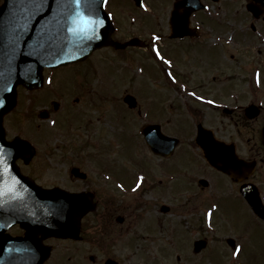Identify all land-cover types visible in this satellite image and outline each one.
Wrapping results in <instances>:
<instances>
[{
    "label": "flooded vegetation",
    "instance_id": "obj_1",
    "mask_svg": "<svg viewBox=\"0 0 264 264\" xmlns=\"http://www.w3.org/2000/svg\"><path fill=\"white\" fill-rule=\"evenodd\" d=\"M105 9L115 23L113 39L123 43L134 38L140 39L138 44L115 49V54L125 60H134V55L142 51L140 56L144 54L145 58L137 60L143 64H153L156 88L132 92L127 89L116 95L108 78L110 72L103 68L106 67V62L96 61L98 52L114 50L111 46L98 49L88 60L76 65L55 70L45 69V78L50 77L52 82L54 78H61H57L59 72L65 73L72 68L76 79V83L71 84L74 97L69 98L70 89L67 92L61 86L52 88L51 83L52 95L49 99L45 95L47 100L41 105L38 93L45 91L46 83L36 90L18 86L17 106L4 118L7 139L13 140L20 136L31 142L35 152L31 155L21 152L14 161L9 159L11 154H5L11 167L10 173H14L13 165L16 164L25 181L23 183V180L17 178V187H24L22 190L31 187L29 193L32 196L38 191L36 186L86 193L96 205L94 210L82 217L79 235L75 239L43 238L39 235L43 238L41 243L52 246L53 251L54 246L51 243L56 240L62 246L72 245V256L64 264H106L108 260H113L116 264H126L116 249L122 240L128 245L132 241L137 243L148 238L150 244L143 245L141 249L145 260L151 253L156 254L157 248L170 253L168 228V242L156 247L153 236L160 229L164 230L163 223L156 216L153 227L150 224L143 225L144 218L142 219L139 212L144 208L149 210L151 206V203H143L141 200L147 193L154 192L166 200L172 197V189L169 188L172 185L171 177L164 169L158 168V180L155 171L141 175L144 181L139 188L136 187L139 177L132 185L126 183L120 187L121 180L100 157L101 141L97 143L92 136L88 139L81 132H76L77 134L69 133L67 139L70 142L60 145L59 149L52 147L54 134L49 130V122L55 121L56 124L58 120L55 117L58 113L65 112L69 115V110L76 109L75 114L71 113L80 118L86 112V106H95L100 113L111 109L112 117H117L119 107H122L123 111H120L125 115L127 124L137 127L141 135L145 126H152L163 134L179 137L180 143L171 157L155 154L149 147L152 154L161 161L174 157L177 149L184 143L202 155L200 146L195 142L198 127L203 125L210 129L219 142L233 145L241 158L248 163H254L253 171L246 173V180L238 182L210 165L206 170L201 168L199 171L185 172L184 190H191L192 200L202 202L201 205L206 201L215 203L222 199L229 202L241 200L242 203L245 202L244 205L251 215L256 216L264 226V219L253 213L240 194L243 182L256 184L264 203V0H108ZM187 13L189 17L186 16ZM139 16H161L165 22L161 25H150L147 29L121 25L124 20L129 19L135 24ZM154 36H159L160 39L155 40ZM153 46L159 48L164 57L163 61L154 54ZM107 54L105 52L106 60ZM167 60L172 61L170 66L165 63ZM169 72L175 76V81L168 75ZM84 77L87 83L99 85H84L81 79ZM193 92L196 93L195 97L191 95ZM128 94L135 96L131 104L125 101ZM199 97H204V100ZM106 106L109 109L103 111L102 108ZM19 108L25 117L16 118V122L10 126L6 117L15 115ZM82 125L85 127V121ZM27 126H31L35 133L26 131ZM168 128H174L176 132H170ZM86 129L90 131V128ZM144 140L146 142L145 138ZM57 165L64 166L65 169L60 170ZM73 168H78V173ZM10 173L0 176V188L5 184L9 185L12 177ZM61 178L63 181L59 182ZM201 179H206L207 183L202 184ZM30 182L33 184L29 185ZM130 189L138 195L135 196L133 205H126L118 197L125 195V191ZM158 197L155 196L156 199ZM5 198H8L7 194L0 196V209L6 204L3 202ZM152 206H158V203H153ZM159 209L163 213H170L171 202L160 204ZM133 217L134 220H131ZM135 223L138 227L133 228ZM5 233L21 237L26 231L19 224H12ZM131 236L136 240L131 239ZM203 238L205 237L200 235L196 239ZM206 247L194 251L195 254L203 255ZM180 259L181 256L177 255L176 262L179 263L169 264H180Z\"/></svg>",
    "mask_w": 264,
    "mask_h": 264
},
{
    "label": "rangeland",
    "instance_id": "obj_2",
    "mask_svg": "<svg viewBox=\"0 0 264 264\" xmlns=\"http://www.w3.org/2000/svg\"><path fill=\"white\" fill-rule=\"evenodd\" d=\"M1 2L2 0H0V4ZM162 18L161 16H150V18L139 16V19L135 20V24L129 19L127 21L124 20L121 25L128 28L135 26L143 29L150 25L163 24L165 20ZM118 22L120 23V21ZM105 52H107V50H105ZM105 52L103 50L99 51L96 56V61L98 63L101 60L109 62L108 67H102L111 71L112 79H110L112 80L114 91L117 94H122L124 91H127V89L132 92L156 88L155 81L153 80L155 73L153 64H143L141 61H138L139 59L145 58L144 54L140 56L142 51L134 55V60H125L121 56L114 59V51L107 52L108 59L106 60L104 58ZM58 75V79L61 77L59 80L55 78L52 82L49 80V82L46 83L47 88L45 91L38 93L41 105L47 100L46 97L49 99L52 95L50 91L52 90L51 83H53L52 88L61 86V88L67 89V92L70 89V96H68L69 98H71V96L74 97L75 94L72 92L74 90L71 84L76 83V79L75 75H73V71L67 69V72H59ZM102 76L105 77L106 74ZM81 79H83L84 85L86 86H94V84H96V86L99 85V83H87L85 77ZM34 99L37 100V98ZM119 108L123 111L122 107ZM108 109V106L102 108L103 111ZM120 110L117 112V117H112L111 109L107 112L100 113L101 111L96 110L95 106H86L85 113L87 114L84 113L80 118L74 115L77 111L76 109L75 111L69 110V115L65 112L61 114L58 113L57 117H55L58 120L56 124L54 122H48L50 123L49 130L54 134L52 138L54 145H52V147L55 149H59L60 145H65L67 142H70V140L68 141L67 139L68 135L77 134L76 132H81V134L88 139L92 136L97 143L101 141L100 157L110 165L113 172L121 180L122 185L126 183L132 185L137 180V177L147 175V173L152 171H155L156 179L158 180L160 176L158 174L159 169H164L165 172L168 173V176L171 177L170 183L172 185H170L169 188L172 189V197L166 200L158 197L154 192L147 193L141 200L143 203H151V206L149 210L144 208L139 211L142 219L144 218L143 225L150 224L152 226L156 221V216L160 218L163 223L164 230L160 229L159 232H155L153 236L156 247H159L160 244L165 245L168 242L166 230V228H168L170 232V253H168L167 250H159L157 248L155 250L156 254L155 252L154 254L151 253L150 257L145 260L141 253V249L143 245L150 244L148 238L146 240H139L137 243L132 241V244L130 243L128 245L122 240V245H120V243L116 249L125 263H177V255H180V264H264V226L257 220L256 216H253V214L251 215L250 210L244 205L245 202L242 203L241 200L229 202V200L224 201L222 199L220 202L215 203L206 201L204 205H201L202 202L200 203L197 200H192L193 195L191 194V190H184L185 172L199 171L201 168L202 170H206L209 168L210 165L202 157L203 154L197 153L192 147L184 143L177 149L174 157L161 161L157 156L152 154L140 130L137 127H132L127 124L125 115L121 114L122 111ZM71 112H74V114ZM18 117H25V114H23L20 108L16 111L15 115L7 116L6 122L12 126L16 122L15 119ZM84 121L85 127L82 125ZM86 124H88L87 127L90 128V131H87V129L85 130V128H87ZM25 130L35 133L31 126H27ZM168 130H170V132H176L174 128H168ZM89 151L91 150L89 149ZM56 152H58V150H56ZM57 166L60 170L64 168V166ZM64 173H66V171H64ZM61 181H63L62 178L59 179V182ZM262 183L264 185V177ZM169 192H171L170 189ZM137 195L138 194L135 193L134 190L130 189L126 190L125 195H120L118 199L124 200L126 205H133L135 203V196ZM155 196L158 198L156 199ZM190 197L191 199H188ZM156 202L158 206H152V204ZM170 202L172 211L168 214L161 212L159 209L160 204H169ZM120 203H123V201ZM209 210L212 212L210 218L207 215ZM203 215L206 216L203 217ZM199 219H201V221ZM131 220H134V217ZM140 221L142 222V220ZM140 221H138V225ZM136 225L137 223L133 224V226H135L133 228L138 227ZM200 235L208 239V246L203 255H196L193 251L192 242H194L193 239ZM227 236L233 238L239 237L238 246L241 248L242 245L243 248H241L242 250L239 255H235L233 250L228 246L226 240ZM131 239L136 240L133 236H131ZM145 242H147V244ZM51 244L54 246V251L46 264H64L65 260H67L69 256H72V245L67 244L62 246L58 240Z\"/></svg>",
    "mask_w": 264,
    "mask_h": 264
},
{
    "label": "water",
    "instance_id": "obj_3",
    "mask_svg": "<svg viewBox=\"0 0 264 264\" xmlns=\"http://www.w3.org/2000/svg\"><path fill=\"white\" fill-rule=\"evenodd\" d=\"M3 5L4 0L0 5V9H2L0 19L11 20L8 16V9L3 8ZM74 7H76L74 4L69 5V8ZM48 8L53 10L56 8L54 0H48ZM83 8L84 5H80V10H83ZM99 12V18L104 20V25L97 30V38L91 41H83L79 36L67 32L65 29L72 27V25L66 22L63 16L58 18V24H47L46 19L38 17L32 23L31 29L20 38L18 44L13 45L8 39V36L13 35V33L8 30L7 25H5L4 31L0 32V73H3L0 75V101H2L0 103V145H3L5 154H15L11 156L12 159L14 158L15 160L21 152L28 149L33 151L30 143H27L26 147V144L23 143L24 141L19 137L13 143L5 140L3 118L5 113L11 111L16 105L18 85H26L29 88L40 87L44 80L43 69L45 66L67 65L71 62L86 59L98 47L111 44L119 48L137 41V39H132L127 43L114 41L111 38V19L109 16L104 15L105 10L103 7L99 8ZM49 15L50 13L45 11L44 17L48 18ZM188 15L189 13L186 16ZM45 27H47L48 33L55 34L59 32L60 36L56 41L55 47H49L46 52L41 54L42 50L37 45L41 40L47 39V36L42 37L40 35L41 30L45 29ZM12 49H14L15 55L12 57L11 63H9L8 55ZM34 49L36 54H33ZM9 68L12 69L10 73L8 71ZM132 99L134 100V96L126 97V101L129 103L132 102ZM198 133L197 143H200L203 154H205L209 164L230 174L235 180H242V178L238 179L233 175L230 171V165L226 163L225 159L231 158L242 161L246 169L248 168V163H244L245 161L239 158L234 146H228L224 142L216 141L213 134L201 126L198 129ZM143 134L149 146L155 152L166 156L174 151L179 142L178 138L160 134L152 126L145 127ZM262 136L264 141V128ZM209 144L215 146L214 151H210ZM253 165L254 163L251 166L252 168ZM13 166L14 173L19 175H17L18 177L16 175L11 177L9 186L14 187L15 191L6 193L8 198L3 199L6 204H3V208L1 207L0 209V264H43L48 258L51 248L42 246L41 240L51 236H77L80 219L86 212L93 210L95 205L86 194H72L59 189L45 190L40 188L35 193L36 195L32 196L29 193L32 190L31 187H29L30 189L22 190L24 187H17L18 184L14 183L17 178L23 180V177L20 175L17 166L15 164ZM202 182L205 184L206 180H202ZM30 184L33 183L30 182ZM241 192L248 199L254 211L258 215L264 216V205H262L257 189L247 184L243 185ZM58 197H61V200L58 201ZM12 224H19L24 227L26 230L25 236L13 237L6 234L5 230ZM39 235L43 236V238L41 239ZM230 242L232 241L230 240ZM205 243V240L197 241L195 250L203 248ZM107 264L115 263L109 260Z\"/></svg>",
    "mask_w": 264,
    "mask_h": 264
},
{
    "label": "snow or ice",
    "instance_id": "obj_4",
    "mask_svg": "<svg viewBox=\"0 0 264 264\" xmlns=\"http://www.w3.org/2000/svg\"><path fill=\"white\" fill-rule=\"evenodd\" d=\"M56 4V8L50 9L48 8V0H4L3 8L8 9V16L11 20L8 19H0V32L4 31L5 25H7L8 30L13 33V35L8 36V39L11 43L18 44L20 38L25 35L30 29L33 22L36 19L42 18L46 19L47 24L59 23V17L63 16V19L70 23L72 27H68L65 30L67 32L73 33L80 37L83 41H91L97 38V30L104 25V20L100 19V7H105L108 4V0H54ZM70 4H74L76 7L69 8ZM84 5L83 10H80V5ZM45 11L50 13L48 18L44 17ZM0 13H2V9H0ZM105 16L111 15L110 13H104ZM42 37L47 36V39H43L38 42L37 47L41 49V54L46 52L49 47H55L56 41L59 39L60 33L56 32L55 34L48 33L47 27L42 29L40 32ZM155 40H159V36H154ZM154 54L159 57L162 61L164 57L160 54V50L158 47L153 46ZM33 54H36V50H33ZM15 55L14 49L11 50L8 55V61L11 63L12 57ZM59 62V61H57ZM167 65H171L172 61H165ZM11 68H9V73L11 72ZM3 73H0L2 75ZM173 81H175V76L172 75L171 72L168 73ZM259 83V80H257ZM192 96H196V93H191ZM199 99L204 100V97H199ZM2 103V101H0ZM208 103H215L214 101H208ZM210 151L215 150V146L209 144L208 145ZM226 163L230 165V171L236 176L238 179L243 178L246 175V166L242 161L225 158ZM11 171V167L8 164V160L5 156V149L3 145H0V176L3 174H8ZM144 177L140 176L138 178L136 187L139 188L141 183H143ZM15 184H18L19 181L15 180ZM120 187H123L121 185ZM15 188L5 184L2 188H0V196L5 195L7 192H14ZM215 207V206H213ZM210 218L212 215L211 210L207 213ZM241 251L240 246L235 247V255H239Z\"/></svg>",
    "mask_w": 264,
    "mask_h": 264
}]
</instances>
